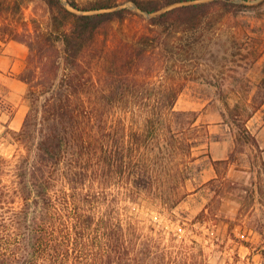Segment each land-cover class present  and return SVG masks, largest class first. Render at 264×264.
I'll use <instances>...</instances> for the list:
<instances>
[{"label":"trees","instance_id":"obj_1","mask_svg":"<svg viewBox=\"0 0 264 264\" xmlns=\"http://www.w3.org/2000/svg\"><path fill=\"white\" fill-rule=\"evenodd\" d=\"M22 1L0 0L1 43L14 40L28 48L17 76L27 84L28 109L19 129L10 130L19 151L12 158L0 153V264H209L195 239L121 212L122 196L148 194L162 174L179 183L198 168L199 155L192 148L200 140L186 136L196 133L194 113L173 108L180 84H161L156 102L142 108L137 126L128 132L109 117L116 107H132L139 90L129 85L128 76L141 70L140 61L149 58L162 33L180 37L214 13L236 14L242 5L230 0H41L49 12L43 29L35 18H23ZM120 1L148 14L150 30L133 36L122 56L118 44L102 39L135 13L120 7ZM94 64L106 65L112 79L103 87L86 68ZM204 82L223 91L212 77ZM257 89L264 91V83ZM87 93L92 94L88 100ZM220 113L234 129L235 143L259 147L245 123L250 113L242 116L231 108ZM252 172V179L260 178V170ZM254 190L264 196V190ZM253 216L264 240V210Z\"/></svg>","mask_w":264,"mask_h":264},{"label":"rangeland","instance_id":"obj_2","mask_svg":"<svg viewBox=\"0 0 264 264\" xmlns=\"http://www.w3.org/2000/svg\"><path fill=\"white\" fill-rule=\"evenodd\" d=\"M230 1L242 5L236 14L216 12L198 29L180 37L181 33H162L149 58L140 61L141 70L128 76L129 85L134 83L139 90L131 102L134 112L129 110L132 107H116L110 110L109 118L119 120L128 132L137 126L142 108L156 102L157 88L169 81L178 82L181 88L173 108L194 113L196 133L186 136L200 140L192 148V154L199 155L198 168L179 183L162 174L148 194L122 196L121 212L123 216L139 215L155 229L162 227L187 240L195 239L209 264H260L264 240L256 230L253 214L264 210V196L251 190L253 186L264 190V91L257 89L264 83V0ZM22 2L23 18H35L45 29L49 22L46 5L41 0ZM119 6L135 13L114 24L101 38L118 44L122 56L128 52L125 44L132 43L133 36L150 30L146 26L148 14L129 1H120ZM9 41L11 45H7ZM9 41L3 46L0 41L6 55L0 63V153L6 158L19 151L10 130L19 129L28 109L24 96L27 84L17 78L25 68L28 48ZM16 42L19 44L14 45ZM93 66L86 68L99 86L112 80L106 65ZM205 76L221 83L223 91L204 82ZM91 97L90 93L85 95L87 100ZM260 100L263 102L258 105ZM227 107L242 116L250 113L245 123L258 148L235 143L234 129L220 113ZM256 170H260V178L252 179L250 174L256 175Z\"/></svg>","mask_w":264,"mask_h":264},{"label":"crops","instance_id":"obj_3","mask_svg":"<svg viewBox=\"0 0 264 264\" xmlns=\"http://www.w3.org/2000/svg\"><path fill=\"white\" fill-rule=\"evenodd\" d=\"M11 41H9V42H7V45H11ZM4 44H6V43H2V46L4 45ZM19 43H14V45H18ZM4 52H5V50L4 49H1L0 48V63H2V61H4L2 58H3V56H6V55H3L4 54ZM0 67H1V65H0Z\"/></svg>","mask_w":264,"mask_h":264}]
</instances>
